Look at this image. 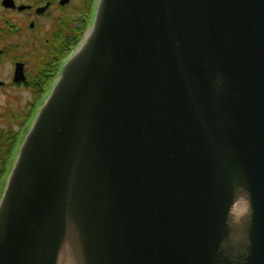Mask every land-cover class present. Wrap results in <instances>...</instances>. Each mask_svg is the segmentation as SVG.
I'll return each instance as SVG.
<instances>
[{
  "label": "water",
  "instance_id": "obj_1",
  "mask_svg": "<svg viewBox=\"0 0 264 264\" xmlns=\"http://www.w3.org/2000/svg\"><path fill=\"white\" fill-rule=\"evenodd\" d=\"M0 264H264V0H98L9 177Z\"/></svg>",
  "mask_w": 264,
  "mask_h": 264
},
{
  "label": "flooded vegetation",
  "instance_id": "obj_2",
  "mask_svg": "<svg viewBox=\"0 0 264 264\" xmlns=\"http://www.w3.org/2000/svg\"><path fill=\"white\" fill-rule=\"evenodd\" d=\"M95 0H0V189Z\"/></svg>",
  "mask_w": 264,
  "mask_h": 264
},
{
  "label": "rangeland",
  "instance_id": "obj_3",
  "mask_svg": "<svg viewBox=\"0 0 264 264\" xmlns=\"http://www.w3.org/2000/svg\"><path fill=\"white\" fill-rule=\"evenodd\" d=\"M1 191H2V188L0 189V193H1Z\"/></svg>",
  "mask_w": 264,
  "mask_h": 264
}]
</instances>
